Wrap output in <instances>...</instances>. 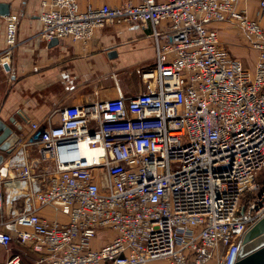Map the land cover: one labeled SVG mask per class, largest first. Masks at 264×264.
I'll return each instance as SVG.
<instances>
[{
	"label": "built area",
	"instance_id": "2783aa9c",
	"mask_svg": "<svg viewBox=\"0 0 264 264\" xmlns=\"http://www.w3.org/2000/svg\"><path fill=\"white\" fill-rule=\"evenodd\" d=\"M241 1H42V38L87 43L108 23H146L156 58L141 93L65 107L59 124L19 138L0 164V246L17 240L45 264H235L264 218V0L255 14ZM18 21L6 16L8 49ZM103 230L113 236L94 248Z\"/></svg>",
	"mask_w": 264,
	"mask_h": 264
},
{
	"label": "crops",
	"instance_id": "0c3cea01",
	"mask_svg": "<svg viewBox=\"0 0 264 264\" xmlns=\"http://www.w3.org/2000/svg\"><path fill=\"white\" fill-rule=\"evenodd\" d=\"M42 1L0 0L9 4L10 14L19 17L17 44L8 49L6 16H0V120L11 125L20 139L34 132L32 123L41 127L59 124L65 107L141 93L145 90L142 74L156 58L152 27L146 23H108L87 43L64 38L49 46L50 41L40 35ZM124 1L79 3L85 9L89 5L117 6ZM248 3L242 0L240 6L248 11ZM32 157L36 159L38 154L32 153ZM41 212L50 218H65L50 208ZM112 236L109 230L101 231L94 248ZM16 246H0V264H6L12 254H20L26 264H45L37 263L40 255L32 247Z\"/></svg>",
	"mask_w": 264,
	"mask_h": 264
},
{
	"label": "water",
	"instance_id": "95a60500",
	"mask_svg": "<svg viewBox=\"0 0 264 264\" xmlns=\"http://www.w3.org/2000/svg\"><path fill=\"white\" fill-rule=\"evenodd\" d=\"M8 15H10L9 4L0 2V16ZM59 42L60 39L53 38L49 46ZM6 68L9 66L6 65ZM19 138L11 125L0 120V164L5 160L6 155L13 152ZM235 264H264V218L244 234Z\"/></svg>",
	"mask_w": 264,
	"mask_h": 264
},
{
	"label": "rangeland",
	"instance_id": "374dc122",
	"mask_svg": "<svg viewBox=\"0 0 264 264\" xmlns=\"http://www.w3.org/2000/svg\"><path fill=\"white\" fill-rule=\"evenodd\" d=\"M247 1V0H244ZM248 11L251 12V14H255L256 8H257V0H248ZM221 38L223 40V42L228 45L232 52L238 56H242L245 63L247 65H253L254 61H255V55L253 53H251V51L249 49H247L245 47V43L243 40V36L241 33H238V31H236L234 28H226L224 30H222L221 32ZM106 236H104L105 238L108 236V234H104ZM103 236V235H102ZM16 243H19L17 240L14 241V246H16ZM19 245H21L19 243ZM17 247V246H16ZM95 247L96 244H95ZM157 264H166L164 260H160L157 261Z\"/></svg>",
	"mask_w": 264,
	"mask_h": 264
},
{
	"label": "bare ground",
	"instance_id": "6f19581e",
	"mask_svg": "<svg viewBox=\"0 0 264 264\" xmlns=\"http://www.w3.org/2000/svg\"><path fill=\"white\" fill-rule=\"evenodd\" d=\"M97 150L96 149H87L85 151V154L88 156V157H92L96 154Z\"/></svg>",
	"mask_w": 264,
	"mask_h": 264
},
{
	"label": "trees",
	"instance_id": "16d2710c",
	"mask_svg": "<svg viewBox=\"0 0 264 264\" xmlns=\"http://www.w3.org/2000/svg\"><path fill=\"white\" fill-rule=\"evenodd\" d=\"M260 181H261L262 186H264V173H262V174L260 175ZM13 244H14V242H12V244L10 245V247H12Z\"/></svg>",
	"mask_w": 264,
	"mask_h": 264
}]
</instances>
